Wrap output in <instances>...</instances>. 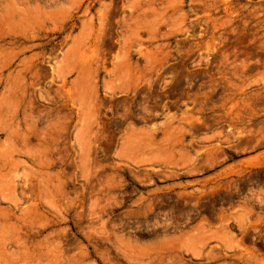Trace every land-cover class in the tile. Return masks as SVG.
<instances>
[{
	"label": "rangeland",
	"instance_id": "rangeland-1",
	"mask_svg": "<svg viewBox=\"0 0 264 264\" xmlns=\"http://www.w3.org/2000/svg\"><path fill=\"white\" fill-rule=\"evenodd\" d=\"M0 264H264V0H0Z\"/></svg>",
	"mask_w": 264,
	"mask_h": 264
}]
</instances>
